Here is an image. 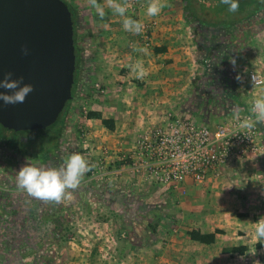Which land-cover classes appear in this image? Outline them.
I'll use <instances>...</instances> for the list:
<instances>
[{
	"label": "crops",
	"instance_id": "0c3cea01",
	"mask_svg": "<svg viewBox=\"0 0 264 264\" xmlns=\"http://www.w3.org/2000/svg\"><path fill=\"white\" fill-rule=\"evenodd\" d=\"M167 3L170 7L155 17L146 15L148 0L138 12V21L150 31L148 45L139 34L125 31L116 13L97 15L90 73L81 76L80 70L70 105L86 94L89 110L112 119L115 128L109 131L99 120L83 119L76 109L79 130L87 133L83 143L93 165L91 192L96 193L92 212L84 217L95 225L91 234L105 230L113 238L116 229L115 247L106 252L108 264H264V241L257 243L253 225L264 218V153L212 171L202 183L187 179L179 189L146 186L132 169L139 159L136 140L162 125L166 114L213 128L246 111L253 92L256 98L264 96V86L252 91L242 70L248 66L264 75V27L247 23L208 35L193 33L181 0ZM134 46L147 52L134 51ZM138 61L143 78L130 67ZM122 68L129 71L121 73ZM96 83L103 94L93 88ZM259 127L264 145V122ZM98 239L89 248L92 258H76L75 263H105ZM235 247L246 250L230 252Z\"/></svg>",
	"mask_w": 264,
	"mask_h": 264
},
{
	"label": "rangeland",
	"instance_id": "374dc122",
	"mask_svg": "<svg viewBox=\"0 0 264 264\" xmlns=\"http://www.w3.org/2000/svg\"><path fill=\"white\" fill-rule=\"evenodd\" d=\"M65 1L76 7L78 12L77 34L82 50L81 76H88L91 60L94 57L92 47L96 42L94 34L95 28L98 26V14L89 0ZM98 2L103 6L104 12L110 16L114 13L108 6L107 0H98ZM143 2L144 0H127L126 16L138 21V12L144 5ZM213 3L221 4L220 0H213ZM190 10L192 11L191 7ZM120 18L122 17L120 16ZM185 23L195 33L196 26L193 23L192 15L185 18ZM247 23L259 25L260 28L264 27V10L242 24ZM149 34L150 31H147L146 36L148 38ZM141 36L140 33V40L142 39ZM202 41V38L199 39V45L203 44ZM199 64L203 65L205 70L207 69L201 61ZM127 71H129L128 68L121 69V73L126 74ZM85 95L77 96L75 102L70 105L69 113L66 114L64 129L58 140L56 158L46 167L61 166L73 153L81 154L86 160L89 157L88 148L80 137V127L76 123V109H78L80 116L82 102L89 100L88 96ZM88 111H90L89 105ZM43 132L46 131H28L26 135H23L22 138L24 139L20 138L18 141L20 153H16L0 143V264H77L75 263L76 258H92L89 248L91 244H94V239L98 238L95 244L99 246L101 244L105 250L103 252L101 247L99 248L100 261L104 260V264H108L106 261L110 258L106 256V252L115 247L116 229H113V238L104 235L105 230L98 235L91 234L95 231L93 229L95 225L91 224V219L84 217V214L87 216L91 214L90 202L96 200V193L91 192V185L94 183L92 168L85 174L79 188L72 192V198L60 203L34 199L17 187L16 172L24 166L22 158L32 155L30 159L36 160L37 155L41 152L54 151L56 148L55 129L47 131V136L43 135ZM87 161L90 163V160ZM90 165L92 164L90 163ZM97 195L99 200L104 198L101 193ZM28 220H35L36 223H27ZM17 231L22 235L19 236ZM33 231L34 235L32 234ZM92 235L94 237H91ZM78 251H81V254L78 255ZM86 261L88 262V260Z\"/></svg>",
	"mask_w": 264,
	"mask_h": 264
},
{
	"label": "water",
	"instance_id": "95a60500",
	"mask_svg": "<svg viewBox=\"0 0 264 264\" xmlns=\"http://www.w3.org/2000/svg\"><path fill=\"white\" fill-rule=\"evenodd\" d=\"M75 62L73 22L65 1L0 0V80L11 72L12 79L23 77V84L34 88L24 103L0 100V126L27 132L54 124L72 98ZM0 92L11 94L3 88Z\"/></svg>",
	"mask_w": 264,
	"mask_h": 264
},
{
	"label": "built area",
	"instance_id": "2783aa9c",
	"mask_svg": "<svg viewBox=\"0 0 264 264\" xmlns=\"http://www.w3.org/2000/svg\"><path fill=\"white\" fill-rule=\"evenodd\" d=\"M146 32L144 27L142 38L148 45ZM242 70L247 73L252 91L264 86V75L258 69L245 66ZM94 89L98 94L104 93L99 83L94 84ZM255 98L253 92L246 111L233 114L213 128L187 116L166 114L162 125L154 126L136 140L139 159L132 166L133 171L140 174L145 185L179 189L187 179L202 183L212 171L264 153V145L259 141V123H254L252 128L242 127L249 117L255 121L250 112ZM80 111V117L85 119L89 112L86 100ZM80 137L82 141L88 139L84 131ZM180 192L185 194L183 189Z\"/></svg>",
	"mask_w": 264,
	"mask_h": 264
},
{
	"label": "clouds",
	"instance_id": "9594fccd",
	"mask_svg": "<svg viewBox=\"0 0 264 264\" xmlns=\"http://www.w3.org/2000/svg\"><path fill=\"white\" fill-rule=\"evenodd\" d=\"M89 3L95 8L98 15L103 18L105 15L104 8L98 0H89ZM221 4L228 6V11L235 13L239 10V0H220ZM108 6L123 18V29L133 34H140L144 25L142 22L133 20L126 16L128 10L127 0H107ZM165 7H170L167 0H148L146 15L148 17L158 16ZM134 51L146 53L147 49L142 47H133ZM23 54L27 55V48L22 49ZM131 70L137 75V78H143L145 75L141 62L131 65ZM12 73L5 75L0 80V88H3L11 94L0 92V100L6 105H15L24 103L26 97L34 91L31 84H23V77L20 79H12ZM23 84V86H21ZM250 112L255 117V121L251 117L247 118L242 127L252 128L254 123L264 122V96L255 98L252 101ZM93 165H90L84 156L79 153L71 154L64 163L59 167H46L26 163L18 172H16V184L18 189L27 193L29 197L44 202L60 203L63 200L71 199L72 192L77 190L85 176L91 171ZM254 238L257 243L264 241V218L254 223ZM256 264H259L257 261Z\"/></svg>",
	"mask_w": 264,
	"mask_h": 264
},
{
	"label": "trees",
	"instance_id": "16d2710c",
	"mask_svg": "<svg viewBox=\"0 0 264 264\" xmlns=\"http://www.w3.org/2000/svg\"><path fill=\"white\" fill-rule=\"evenodd\" d=\"M65 1V0H63ZM184 7V15L185 18L189 16H193V23L196 26V30L200 33H214L218 31H225L233 26L242 24L248 21L250 18L257 15L259 12L264 10V0H242L239 2V10L235 13H231L228 11V6L224 4H215L213 0H181ZM67 3L69 10L72 16L73 22V39L75 46V73H74V84L72 87V98L66 103L65 108L59 115L57 121L44 130L30 131V132H43V135L47 136V131L55 129L56 132V142L59 140V137L64 129L65 117L68 112V108L70 103L75 97L76 87L79 81V72L81 70V62H82V50L80 49L78 42V34H77V23H78V12L76 7ZM192 8V11L190 10ZM207 23V24H206ZM94 88V86H93ZM63 114V116H62ZM61 117V118H60ZM88 119H96L101 122V125L109 130L113 131L115 128L114 121L112 119H104L100 112L89 111L87 116ZM28 132V131H27ZM27 132H24L25 134ZM20 133V134H19ZM16 133L12 130H8L0 126V143L5 145L8 148L16 149L18 147V136L22 133ZM213 240V236L210 237V241ZM246 250L245 247H235L231 248L230 252L236 254H243Z\"/></svg>",
	"mask_w": 264,
	"mask_h": 264
},
{
	"label": "flooded vegetation",
	"instance_id": "af4514ba",
	"mask_svg": "<svg viewBox=\"0 0 264 264\" xmlns=\"http://www.w3.org/2000/svg\"><path fill=\"white\" fill-rule=\"evenodd\" d=\"M16 133H19V132H16ZM22 133V132H21ZM20 134V133H19ZM23 135H26L24 132L18 136V140L20 138L23 137ZM24 138H22L23 140ZM55 142H56V139H55ZM57 147H58V141L56 143V148L54 151H46V152H41L40 154L37 155V159H30V156L32 155H27L26 158H22V163L25 165L26 163H32V164H35V165H42V166H46L48 163H52L53 160H55L56 158V151H57ZM11 149V148H10ZM12 151H15L16 153H20V148L17 147L16 149H11ZM29 157V158H28Z\"/></svg>",
	"mask_w": 264,
	"mask_h": 264
}]
</instances>
